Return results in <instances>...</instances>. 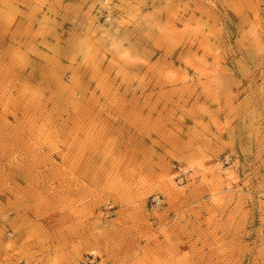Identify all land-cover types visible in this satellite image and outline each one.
Listing matches in <instances>:
<instances>
[{"label":"rangeland","instance_id":"rangeland-1","mask_svg":"<svg viewBox=\"0 0 264 264\" xmlns=\"http://www.w3.org/2000/svg\"><path fill=\"white\" fill-rule=\"evenodd\" d=\"M0 264H264V0H0Z\"/></svg>","mask_w":264,"mask_h":264}]
</instances>
